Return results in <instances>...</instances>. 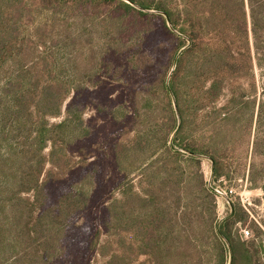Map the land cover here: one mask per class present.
<instances>
[{
	"label": "trees",
	"instance_id": "16d2710c",
	"mask_svg": "<svg viewBox=\"0 0 264 264\" xmlns=\"http://www.w3.org/2000/svg\"><path fill=\"white\" fill-rule=\"evenodd\" d=\"M127 1L165 17L138 12L119 0H0V264H66L83 251L95 252L94 264H227L220 236L236 264L232 230L249 214L232 204L219 222L217 195L205 187L201 160L171 150L176 120L170 92L181 118L172 146L208 156L212 182L224 178L223 157L187 142L188 113L213 104L223 83L251 69L252 51L263 49L264 0ZM80 4H115L140 16L164 18L191 42L177 61L169 88L167 68L133 93V134L120 135L112 148L113 167L106 164L121 177L115 187L119 197L104 208L107 239L99 241L101 231H95L88 247L74 223L96 196L100 169L71 165L68 149L89 138L92 130L84 124L80 103L66 109L64 103L70 92L88 94L104 58L115 55L123 62L127 56L129 66L141 74L144 69L138 65L152 57L143 41L133 50L136 37L123 41L122 18L66 15ZM174 37L177 53L187 42ZM230 98L203 120L212 148L237 135L234 119L241 105H249L239 103L242 96ZM110 115L119 121L128 113L119 107ZM86 149L78 153L87 156ZM251 151V156L264 158V127ZM248 175L251 187L264 194V163L251 164ZM66 183L54 192L49 188ZM257 226L264 228V221Z\"/></svg>",
	"mask_w": 264,
	"mask_h": 264
},
{
	"label": "rangeland",
	"instance_id": "374dc122",
	"mask_svg": "<svg viewBox=\"0 0 264 264\" xmlns=\"http://www.w3.org/2000/svg\"><path fill=\"white\" fill-rule=\"evenodd\" d=\"M119 1L124 2L138 12L147 15H160L158 10L145 9L153 12L146 13L134 8L123 0ZM132 4L140 7L136 3ZM69 13L80 17L90 16L94 20L101 17L122 18L124 21L121 28L123 41L127 42L128 39L136 37L133 41V50H137L138 44L143 41L145 51L152 57L151 59H144L138 65V68L142 66L140 68L144 69L141 74L138 73V70L129 66L126 62L127 56H124L123 62L118 61L115 55L104 58L98 75L90 81L88 94L70 92L64 103V109L69 105L80 103L84 124L92 130V135L89 138L78 141L68 149V153L72 158L71 165L75 167L74 169L78 168L77 164H83L82 167L85 170L96 166L100 169L96 176V196L94 195L95 198H92L93 201L90 206L83 214L78 216L74 223L75 232L82 237L81 242L88 247L95 231H101L99 241L107 239L104 226L108 218L104 208L111 200L119 197L120 193L117 191L116 185L121 181V177L113 170V166L110 163V160H112V148L118 139H122L119 137L124 132H128L130 136L133 134L132 95L150 83L157 73L159 74L162 70L169 68L165 79L166 84L175 56L187 44L175 53L178 41L174 36L184 38L177 30L173 29L175 32L172 31L164 18L140 16L134 11H125L115 4L107 6L96 4L72 5L66 15ZM261 46L263 47L262 50L258 52L252 51L253 64L246 75L237 80L223 83L221 96L213 104L196 113H188L189 119L187 122H189L185 131L187 142L195 149L208 150L219 159L223 157L220 160L225 165V177L212 182V164L208 156L201 154L192 155L174 147L180 153L200 159V171L204 177L205 187L209 190L208 186L210 185L211 188L222 193V197L217 195L215 198L219 222L230 214V206L232 204L238 205L246 214H249L245 221L236 224L232 230L235 242L234 255L236 264H264V228L257 226H261L264 221V194L259 189H253L248 182L250 165L264 163L263 157L250 155L252 154L253 143L256 137L258 139L262 136L264 127L262 126L264 124V107L262 112H260V105L263 104L264 106V42L261 43ZM232 90L235 92L232 93ZM231 95L242 96L239 103L246 102L249 105L243 108L240 104L239 116L234 119L239 127L237 135L229 137V141H226L225 144H217L212 148V144L209 141L210 132L208 131V126V129L201 128L204 123L203 120L212 109H220L226 106L231 100ZM85 103H87V106ZM84 105L85 108L83 107ZM119 107H123L128 115L124 119L114 121L110 114ZM175 120L177 126L176 115ZM57 122H59L58 119H50V123ZM125 137L129 136L126 135ZM169 145L172 146L170 140ZM85 147H87V156L78 153L79 149H84ZM107 152L108 154L106 155ZM195 155H201L207 159L199 158ZM106 160H109V162ZM74 176L78 177L79 171L76 170ZM66 185L67 183L57 187L50 186L49 188L54 192L55 190L63 189ZM214 195L216 194L214 193ZM243 230H248L249 236L244 237L242 234ZM73 233L74 229L71 228L70 234L73 235ZM251 254L254 255L253 258H250ZM80 255V258L68 261L66 264L96 263L95 252L89 251V254L86 255V252L83 251ZM227 264H229V252Z\"/></svg>",
	"mask_w": 264,
	"mask_h": 264
},
{
	"label": "water",
	"instance_id": "95a60500",
	"mask_svg": "<svg viewBox=\"0 0 264 264\" xmlns=\"http://www.w3.org/2000/svg\"><path fill=\"white\" fill-rule=\"evenodd\" d=\"M123 1L129 3V4L132 5L134 8H136V9L142 11V12L153 13L152 11H147V10H145V9H143V8L137 7V6H135L134 4L130 3V2L127 1V0H123ZM158 13H159L160 15H163V14L160 13V12H158ZM163 16H164V15H163ZM164 17H165V16H164ZM167 24H168V27H169L172 31H174L173 28H172V26L170 25V23H169L168 21H167ZM174 32H175V31H174ZM182 37H183V36H182ZM183 38L186 40L187 45H186L183 49H181V50L177 53V55L175 56V58H174L173 65H172V68H171V71H170V73H169V75H168V77H167V81H166V87H167V88H169V80H170V77H171V75H172V72L174 71V69H175V67H176V63H177V60H178L179 56L183 53V51H185L186 49H188V48L190 47V45H191V42H190L189 39H187V38H185V37H183ZM170 97H171V100H172V105H173V108H174V111H175V115H176V119H177V126H176V129H175V132L172 134V136H171V138H170V144H171L172 139H173L175 133L178 131V129H179V127H180V118H179V114H178V110H177L176 101H175L174 96H173V94H172L171 92H170ZM170 148H171V150H173V151H176V150H177V149H175L173 146H170ZM195 156H196V157H199V158L207 159V158H205V157H203V156H201V155H195ZM210 161H211V160H210ZM211 163H212V162H211ZM212 175H213V167H211V176H212ZM208 187H209V190L212 191V192H214L216 195H219V196H221V197L223 196V195L220 194L218 191H216V190H214L213 188H211L210 185H209ZM220 237H221V239L224 241V243H225V245H226V247H227V249H228V252H229V264H231V258H232V255H231L230 246H229L228 242L226 241V239H224L222 236H220Z\"/></svg>",
	"mask_w": 264,
	"mask_h": 264
},
{
	"label": "built area",
	"instance_id": "2783aa9c",
	"mask_svg": "<svg viewBox=\"0 0 264 264\" xmlns=\"http://www.w3.org/2000/svg\"><path fill=\"white\" fill-rule=\"evenodd\" d=\"M216 191H218V190H216ZM219 192V191H218ZM220 194H222V193H220ZM219 196V195H218ZM242 234H243V236L244 237H247V236H249V231L248 230H243L242 231Z\"/></svg>",
	"mask_w": 264,
	"mask_h": 264
}]
</instances>
